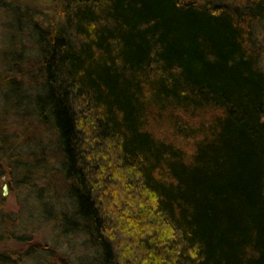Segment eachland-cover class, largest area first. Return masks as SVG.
<instances>
[{
    "label": "trees",
    "instance_id": "obj_1",
    "mask_svg": "<svg viewBox=\"0 0 264 264\" xmlns=\"http://www.w3.org/2000/svg\"><path fill=\"white\" fill-rule=\"evenodd\" d=\"M47 1L0 0V177L69 263L264 264V0Z\"/></svg>",
    "mask_w": 264,
    "mask_h": 264
},
{
    "label": "rangeland",
    "instance_id": "obj_2",
    "mask_svg": "<svg viewBox=\"0 0 264 264\" xmlns=\"http://www.w3.org/2000/svg\"><path fill=\"white\" fill-rule=\"evenodd\" d=\"M39 6L45 11V15L49 14V2L47 0H38ZM244 3L245 0H225V2ZM37 5V3H33ZM256 31L259 32L260 38L264 40V26H258ZM261 69L264 71V53L260 60ZM18 179L13 173L10 177L4 174L0 177V197L4 198V202L0 204V214L3 218V223L0 224V254L9 257L8 262L0 264H55L54 259L67 261L68 264L77 255L80 254L78 248L79 241H73L67 244L66 240L58 234L52 226V223H47L39 220L41 210L38 209L37 202L34 199L27 186L20 187ZM117 184L119 178L116 179ZM6 186L5 196L3 195V186ZM39 187V185H38ZM60 188V186H59ZM133 204V203H132ZM137 207L136 204L131 205ZM134 210V209H133ZM6 232H12L14 236L27 237L26 242H19L15 239H6ZM6 233V234H5ZM114 236L117 235L113 232ZM3 234V235H2ZM118 248L123 251L122 246L125 241L122 238L116 239ZM31 250L30 256H25V252ZM50 251L54 257L47 254ZM22 258V259H21Z\"/></svg>",
    "mask_w": 264,
    "mask_h": 264
},
{
    "label": "water",
    "instance_id": "obj_3",
    "mask_svg": "<svg viewBox=\"0 0 264 264\" xmlns=\"http://www.w3.org/2000/svg\"><path fill=\"white\" fill-rule=\"evenodd\" d=\"M5 190H6V186L4 185V186H3V195H4V196H5V194H6V193H5Z\"/></svg>",
    "mask_w": 264,
    "mask_h": 264
}]
</instances>
